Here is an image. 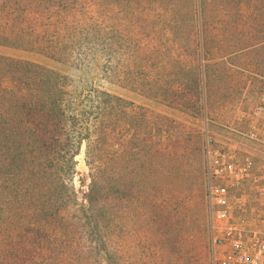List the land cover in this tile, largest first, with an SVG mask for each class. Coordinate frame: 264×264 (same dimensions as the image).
<instances>
[{"label":"trees","instance_id":"obj_1","mask_svg":"<svg viewBox=\"0 0 264 264\" xmlns=\"http://www.w3.org/2000/svg\"><path fill=\"white\" fill-rule=\"evenodd\" d=\"M155 1V25L136 35L143 0H0V47L44 55L97 85L196 117L203 104L214 113L243 92L248 103L264 97V0H188V30L181 0ZM178 31L189 39L173 57L165 42L178 43ZM71 83L41 64L0 54V264H119L118 219L128 217L130 194L139 204L138 232L162 231L188 263L200 137H173L179 123L92 84L73 100ZM163 132L165 142L155 139ZM82 144L88 183L79 195L72 178ZM119 155L124 167L135 161L123 181ZM191 157L199 169L190 171ZM159 181L166 182L161 206Z\"/></svg>","mask_w":264,"mask_h":264},{"label":"rangeland","instance_id":"obj_2","mask_svg":"<svg viewBox=\"0 0 264 264\" xmlns=\"http://www.w3.org/2000/svg\"><path fill=\"white\" fill-rule=\"evenodd\" d=\"M160 4H164L167 0H159ZM188 0H181L179 7L182 8L183 16L188 15L189 19L184 23L188 29L192 26V16L190 11V6ZM143 4L140 9H144L143 12V23L140 24L141 27L135 26L133 28L134 33L139 35L140 32L148 31L146 28L155 25L157 21L156 12L158 13V8L156 6V1L153 0H143ZM142 2V3H143ZM117 7L113 8V15ZM167 14V13H166ZM165 18V16H163ZM116 21V19L114 20ZM157 24H163V21L160 19ZM152 26V27H153ZM183 31H186V28L183 26ZM144 36V35H142ZM188 38V37H187ZM187 38L182 35V31H178L177 41L178 43L165 42V45L169 49V52L173 57H175L179 52L182 46L187 42ZM189 39V38H188ZM118 41V36L115 39ZM0 54L9 55L12 57H18L21 59L29 60L34 63L41 64L53 71L58 72L61 75H65L72 80V83L67 86V90L71 94V98L76 100L78 97H84L89 93L88 87L90 84L100 87L102 90L110 91L115 93L127 100L132 101L135 105L143 106L148 108L151 111L164 115L175 122L179 123L181 126L177 127V133H173L172 136H180L181 134H189L192 136V139L198 141V138L201 139V173L194 174L190 183L192 182V189L197 195L195 202L191 205V209L194 211L193 217V228L191 231V236H189L186 245L190 250L188 254L191 255V259H188V263H185V254L182 250L180 254L175 252L174 249H169L170 245L166 243L163 238L165 235L162 231L153 232L150 237L148 236L149 231H146L145 234L138 232L139 220L141 217H138L137 214H134L139 207L138 200L134 197L135 194H130L129 201V214L126 217L123 213H120L119 216V239H118V248H119V264H211L210 259V249H209V233H208V214L206 210V197H205V188H206V179H204V137L207 133L212 135L216 141L227 148L236 150L239 155L238 157H244L249 155L253 161L254 166L259 168L264 165V139L252 140L247 138L244 134L248 129V124L252 121L250 113L252 108L257 104H264V97L262 99L251 100L249 103L248 93L243 92L242 95H237L235 97L234 103H225L222 102L218 107V111L212 113H206L205 106L203 104V112L201 116L196 117L190 111H187L180 107H172L168 105L161 104L151 98H147L138 92H133L128 89H123L117 86H111L106 82H101L99 85L97 83L90 81L88 77H85L82 73L72 70L61 62L54 61L48 57H45L41 54L31 53L27 51H19L15 49L0 47ZM200 58V56H199ZM195 64V59L191 60V63ZM203 62L202 60L200 61ZM200 63V64H201ZM253 99V98H252ZM254 101V102H253ZM250 112V113H249ZM260 126L264 128V121L260 123ZM146 135V133H145ZM168 133H154L155 139H159L160 142H165ZM146 141V137L141 136ZM144 141V142H145ZM160 143L157 145L159 147ZM84 144L81 145L80 153L75 157L76 164V174L72 178V184L75 189H78V193L83 194L86 189V184L88 183L85 175L88 171L84 163L83 155ZM121 149V148H120ZM135 161L128 162V169H133ZM258 164V165H256ZM118 175L121 178V181L125 180V167L123 166V158H118ZM191 167L190 171L199 169L197 165V160L195 157H191ZM156 165L150 167L151 170L155 169ZM205 172V171H204ZM159 174V172H157ZM131 178V174L128 176ZM80 179V180H79ZM179 180V179H178ZM177 180V182H178ZM80 181L84 185L80 186ZM158 190L156 192V204L161 206L162 198L164 196V187L166 182L159 181L157 183ZM175 184V183H174ZM205 185V188H204ZM132 192V191H131ZM247 193L250 196V206L248 207V213L250 209L262 210L264 205L258 203V200L255 193L248 188ZM201 194V195H199ZM199 195V197H198ZM203 203V204H202ZM205 204V205H204ZM120 209L123 210V204L120 202ZM255 210V211H257ZM143 217V216H142ZM129 218V219H126ZM126 219V221H125ZM125 222V223H123ZM202 237L205 247L198 248L199 241L198 239ZM118 238V233H117ZM206 243L208 248L206 249ZM142 246V249H141ZM144 248V249H143ZM141 250H143L141 252ZM171 251V252H170ZM200 257V258H199ZM199 258V260H197Z\"/></svg>","mask_w":264,"mask_h":264},{"label":"built area","instance_id":"obj_3","mask_svg":"<svg viewBox=\"0 0 264 264\" xmlns=\"http://www.w3.org/2000/svg\"><path fill=\"white\" fill-rule=\"evenodd\" d=\"M244 134L264 139V104L255 105ZM205 197L211 264H264V208L250 209L247 184L264 205V165L220 145L209 133L204 137ZM257 210V211H255Z\"/></svg>","mask_w":264,"mask_h":264}]
</instances>
